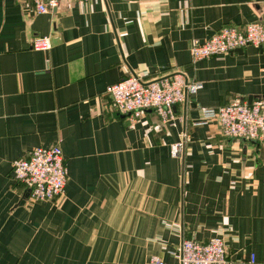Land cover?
Instances as JSON below:
<instances>
[{
    "label": "crops",
    "instance_id": "1",
    "mask_svg": "<svg viewBox=\"0 0 264 264\" xmlns=\"http://www.w3.org/2000/svg\"><path fill=\"white\" fill-rule=\"evenodd\" d=\"M264 21V0H0V264H145L184 240L223 239L230 264H264V147L226 138L200 107L264 99V47L194 62L193 39ZM49 36L52 48L33 41ZM201 87L173 124H132L106 90L139 75ZM189 136L183 152L172 147ZM60 145L64 195L35 202L13 163Z\"/></svg>",
    "mask_w": 264,
    "mask_h": 264
},
{
    "label": "built area",
    "instance_id": "2",
    "mask_svg": "<svg viewBox=\"0 0 264 264\" xmlns=\"http://www.w3.org/2000/svg\"><path fill=\"white\" fill-rule=\"evenodd\" d=\"M62 0H33L38 14H49L56 10ZM70 3L86 4L90 0H66ZM264 47V21L249 23L242 28L224 27L211 39L202 42L193 39L190 52L194 62L211 57L228 55L247 47ZM36 51L47 52L52 48L49 36L37 37L33 41ZM201 85L186 81L174 74L151 82L133 75L107 88L115 109L132 124L139 121L147 111L155 112L164 123L175 120V107L184 103L190 92ZM201 124L215 122L224 137L257 142L264 147V99L242 103L239 100L215 108L200 107ZM189 136L172 147V155L179 156ZM13 175L17 183L30 190V199L35 202L55 201L64 195L68 183V169L60 145L37 147L28 157L13 163ZM179 264H230L223 239L214 237L208 242L184 240L178 252L172 253ZM252 264L255 257H252ZM145 264H168L160 257H152Z\"/></svg>",
    "mask_w": 264,
    "mask_h": 264
},
{
    "label": "water",
    "instance_id": "3",
    "mask_svg": "<svg viewBox=\"0 0 264 264\" xmlns=\"http://www.w3.org/2000/svg\"><path fill=\"white\" fill-rule=\"evenodd\" d=\"M241 102L244 103V100H242ZM251 102H252V100L249 99V103H251ZM241 141L246 142L245 140H241ZM254 143H256V142H254ZM28 196H30V190H29V192H28Z\"/></svg>",
    "mask_w": 264,
    "mask_h": 264
}]
</instances>
